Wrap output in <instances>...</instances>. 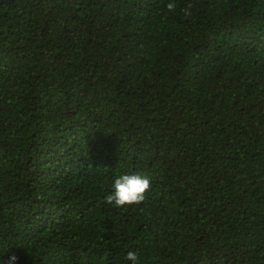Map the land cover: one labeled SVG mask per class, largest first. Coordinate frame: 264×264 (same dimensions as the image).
Masks as SVG:
<instances>
[{
  "label": "trees",
  "instance_id": "16d2710c",
  "mask_svg": "<svg viewBox=\"0 0 264 264\" xmlns=\"http://www.w3.org/2000/svg\"><path fill=\"white\" fill-rule=\"evenodd\" d=\"M167 3L0 0V259L264 264V0Z\"/></svg>",
  "mask_w": 264,
  "mask_h": 264
},
{
  "label": "clouds",
  "instance_id": "9594fccd",
  "mask_svg": "<svg viewBox=\"0 0 264 264\" xmlns=\"http://www.w3.org/2000/svg\"><path fill=\"white\" fill-rule=\"evenodd\" d=\"M166 8L172 12L176 8L175 0H168ZM185 14L187 11L185 10ZM150 180L147 176L137 173H121L112 178L111 191L104 197L107 205L123 208L142 204L146 199L149 190ZM125 260L130 264H138V257L135 252H127ZM0 264H17L15 254L7 256V260L0 259Z\"/></svg>",
  "mask_w": 264,
  "mask_h": 264
}]
</instances>
